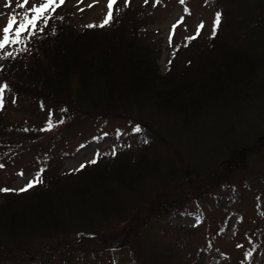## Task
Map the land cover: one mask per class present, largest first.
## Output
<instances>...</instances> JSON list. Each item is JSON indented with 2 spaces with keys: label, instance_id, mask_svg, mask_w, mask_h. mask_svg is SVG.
I'll return each mask as SVG.
<instances>
[{
  "label": "trees",
  "instance_id": "obj_1",
  "mask_svg": "<svg viewBox=\"0 0 264 264\" xmlns=\"http://www.w3.org/2000/svg\"><path fill=\"white\" fill-rule=\"evenodd\" d=\"M166 1L182 4L187 14L205 7L213 19L189 34L177 26L162 71L160 42L149 24ZM67 7L65 1L29 41L30 51L0 60V86H9L0 109V155L35 146L24 137L29 133L51 135L61 125L72 131L111 119L139 125L147 142L132 130L114 156L113 149L98 147L78 171L61 170L60 159L47 150L35 155L28 181L44 169L43 182L23 193L0 192V264H125L126 257L129 264H225L230 254L238 256L236 264H264V172L216 194L248 150L264 151L259 121L246 126V114L264 101V0H130L127 7L117 0L115 18L104 28L84 27L91 22L77 21ZM217 11L221 24L212 37ZM201 22V34L188 42ZM26 100L38 106L39 127L13 121ZM197 180L204 184L197 187ZM249 204L254 222L241 210ZM233 211L241 217L230 237L239 232L241 240L216 261L213 249L232 223L225 212ZM175 213L194 214L196 222L183 230L171 224ZM71 233L81 237L69 250L31 252L25 243ZM98 237L101 251L84 249ZM16 254L29 257L17 260Z\"/></svg>",
  "mask_w": 264,
  "mask_h": 264
},
{
  "label": "rangeland",
  "instance_id": "obj_2",
  "mask_svg": "<svg viewBox=\"0 0 264 264\" xmlns=\"http://www.w3.org/2000/svg\"><path fill=\"white\" fill-rule=\"evenodd\" d=\"M67 3V8L72 13L73 17L79 22H91L99 23L103 16L106 14L108 0H98L97 3H93V0H65ZM39 0H30L28 7H31L33 4H37ZM22 3V0H0V32L7 23V19L10 15L17 13L20 14L25 9H19L17 5ZM92 5V7H88ZM83 9L81 12L80 9ZM186 16V22L182 23L178 27L179 32L184 34H189L195 28V26L200 22L204 21L206 26L210 24L213 19L212 10H209L205 7H196L189 12V14L184 13V6L180 3L169 2L164 3L163 6L156 13V20L149 24V29L155 32V39L159 40L161 47V54L157 60V64L164 70L165 61L167 58V43L171 31L172 24L179 19L181 16ZM189 15V16H188ZM37 104H34L31 100L21 101L17 108L19 110L14 114H11L13 121L17 125H33L39 127L42 125L43 121L36 118L37 113L36 109ZM257 126L259 131L264 133V101H260L250 112L246 114V126L258 122ZM157 121H155V125ZM27 128V127H26ZM29 129V128H27ZM64 127L61 125L56 131H51V135H38L30 136L31 134L24 135L26 139H34L36 145L31 146L25 151L21 152L19 155L16 152L11 153L10 157L7 158L9 154L0 155V164L3 165L0 168V189L11 187L12 189H19L23 187L28 179L32 176V165L35 155H43L44 150L51 152L55 158L60 159L61 170L77 169L82 162L88 161L96 151L98 147L102 149L112 150L114 147L119 146L122 143L125 137H129L132 134L134 129L129 124H125L119 119H111L109 121H102L94 124L81 123L77 127L72 128V131H61ZM119 130V134H118ZM29 131V130H28ZM30 132V131H29ZM133 136L140 137L141 142L147 140V137H144L140 133L133 132ZM23 137V136H22ZM23 137V138H24ZM12 140H17L15 135H11ZM43 146H39V143ZM83 146V147H82ZM244 146V144H243ZM189 147V145H188ZM249 149V148H248ZM178 157V156H177ZM180 160L179 158H174ZM183 169V165L181 164ZM240 169L235 170L230 176V184L224 185L223 188L216 194H223L225 190L232 189V185L236 182L237 179L245 178L248 183L255 181V175L264 172V151L256 152L254 150H248L247 154L244 157L243 162L241 163ZM238 168V167H236ZM235 169V168H234ZM233 170V169H232ZM191 169L189 168V172ZM23 173V175H21ZM190 173V178L194 182L196 180L195 175ZM257 178V177H256ZM257 180H259L257 178ZM204 184V180H197V187ZM189 188V184H186ZM217 189V188H216ZM189 190V189H187ZM186 190V191H187ZM198 192V191H197ZM215 193V192H211ZM197 195V194H196ZM209 202V201H208ZM4 203V197L0 196V204ZM210 203V202H209ZM209 204H205V207ZM242 213L246 215V219L249 222H254V219L257 218L254 209L249 206H244V209H241ZM225 215L230 218L232 222L230 224V229L224 233V239L219 243L220 248H214L212 255L216 258L217 256L222 255L227 251H234V247L242 237V234L237 232L235 235L230 237L234 233V224L241 217L238 212L233 211L229 214L225 212ZM196 222V216L194 214H180L175 213L171 218V224L175 226H181L183 230H189ZM78 234V233H77ZM68 234L64 237H43L37 239H25V243L30 246L31 252L44 249V253H48L50 250L49 247L53 246L63 250H69V248L76 241L79 240L81 234ZM231 238V239H230ZM85 246L86 250L96 249L97 253L102 250L101 238H92ZM108 247V246H107ZM229 253V252H228ZM230 254V253H229ZM93 256V255H90ZM28 255L16 254L15 259L24 260L28 258ZM38 256H35V259ZM124 258V257H123ZM125 264H129V259L126 257ZM238 256H228V259L225 261V264H236ZM214 259V262H216ZM83 264H90L88 262H83Z\"/></svg>",
  "mask_w": 264,
  "mask_h": 264
},
{
  "label": "snow or ice",
  "instance_id": "obj_3",
  "mask_svg": "<svg viewBox=\"0 0 264 264\" xmlns=\"http://www.w3.org/2000/svg\"><path fill=\"white\" fill-rule=\"evenodd\" d=\"M30 0H22V3H19L17 7L19 9H25L26 11H23L20 14L14 13L9 16L7 19V23L2 29V36H0V60L7 59V58H15L17 54L21 52H28L30 51V48L27 47V44L29 41L37 36L38 33L44 32L45 28L49 25L50 20L54 18V14L56 13L57 9L65 4V0H39L37 4H33L31 7H28ZM79 2H82V0H79ZM98 0H93V3H97ZM130 0H125V7L128 6V3ZM148 0H145V3H147ZM160 0H156V3H159ZM181 3H185V0H180ZM117 4V0H108L107 3V13L103 16V19L101 22L97 25L96 23H90L85 25L86 28H94V27H100L104 28L105 26L110 25L114 20V14H113V6ZM88 7H92V5H88ZM80 11L82 12L83 9L81 8ZM117 11L119 12L120 9L117 8ZM187 12L188 9H185ZM58 19L63 20V17H55ZM221 12L217 11L215 13L211 36L215 37L217 30L221 24ZM183 17L180 18L176 22V24L172 25V33L169 35V44H172V38L173 34L177 28L178 25L183 23ZM204 27L203 22H201L196 29V32L194 35L186 37L185 39L188 42H191L192 40H195L200 34L201 29ZM52 34H56V29L52 28ZM22 45V47L14 48L13 51L9 52L6 50V48L10 45ZM186 46V45H185ZM175 55V52H173V56ZM169 64H171V61H169ZM9 86L7 84L0 86V109L4 107L5 98L4 93L5 89ZM15 102V101H13ZM66 111V110H65ZM59 123H63V121H59ZM49 128L52 127V121L51 119L48 122ZM134 132L139 133L141 131V128L139 125H136L133 129ZM119 134V130H118ZM145 142H147L145 140ZM83 147V146H82ZM116 154V149L113 148L112 155L114 156ZM100 154L97 153V157ZM97 160L94 158L93 160L89 161V163H96ZM3 165L0 164V168H2ZM85 165L81 164L80 168H84ZM79 169H76L78 171ZM44 171V169H41L39 172L36 173V175L33 177V179L29 180L28 183L20 189H9V188H2L0 189V192L8 193V192H26L32 187H34L38 183H42V177L41 173ZM23 175V173H21ZM264 215V213H261ZM251 250L247 253H245L246 258L251 256Z\"/></svg>",
  "mask_w": 264,
  "mask_h": 264
}]
</instances>
